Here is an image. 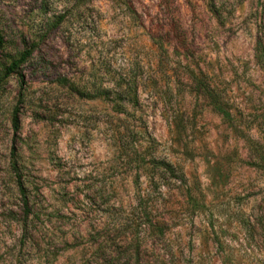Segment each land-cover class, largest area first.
Returning a JSON list of instances; mask_svg holds the SVG:
<instances>
[{
    "label": "rangeland",
    "instance_id": "rangeland-1",
    "mask_svg": "<svg viewBox=\"0 0 264 264\" xmlns=\"http://www.w3.org/2000/svg\"><path fill=\"white\" fill-rule=\"evenodd\" d=\"M0 33V264H264V0H0Z\"/></svg>",
    "mask_w": 264,
    "mask_h": 264
},
{
    "label": "trees",
    "instance_id": "trees-1",
    "mask_svg": "<svg viewBox=\"0 0 264 264\" xmlns=\"http://www.w3.org/2000/svg\"><path fill=\"white\" fill-rule=\"evenodd\" d=\"M3 44H4V36L0 33V50L2 49L3 47ZM160 46L162 47V44H160ZM32 50H25L20 59L17 60V61H13L6 69V74H10V73H13L16 71V69L22 64V62L26 61L28 59V57L32 54ZM13 123H14V127L15 129L18 131L19 129V117L17 115V112L14 113V116H13ZM167 167V169L172 173L174 174L175 171L174 169L172 168V166H169L168 165H165ZM14 168H16L15 165H13ZM20 192H21V195L24 197V201L26 203H28V198L26 196V192H25V189L24 187L22 186V184L20 185ZM146 222H149V227H148V231H149V234H157L159 236H162V237H165L166 236V231H165V228L164 226L162 225H159L158 223H154V221L152 219L149 218V216L146 214ZM143 246V242H139V245L137 247V253L140 255V251H141V248ZM147 246V245H146ZM137 264H144V261H142V259L139 257V261ZM146 264H149V262H147ZM175 264H183L182 262L178 261L177 263Z\"/></svg>",
    "mask_w": 264,
    "mask_h": 264
}]
</instances>
